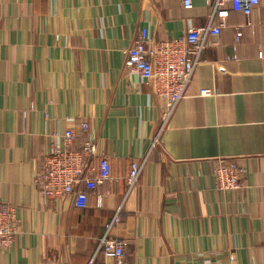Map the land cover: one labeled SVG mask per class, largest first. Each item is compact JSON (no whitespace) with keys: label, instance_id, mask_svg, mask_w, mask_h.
I'll return each instance as SVG.
<instances>
[{"label":"crops","instance_id":"1","mask_svg":"<svg viewBox=\"0 0 264 264\" xmlns=\"http://www.w3.org/2000/svg\"><path fill=\"white\" fill-rule=\"evenodd\" d=\"M212 2L0 0V204L20 218L0 264H120L99 247L117 213L110 234L125 241V264H264V0L251 16L212 21L222 30L164 127V100L125 66L142 28L183 37L210 22ZM67 129L75 146L94 137V175L101 156L111 161L113 178L85 207L37 183L54 133ZM222 160L242 169L241 189H215Z\"/></svg>","mask_w":264,"mask_h":264},{"label":"built area","instance_id":"2","mask_svg":"<svg viewBox=\"0 0 264 264\" xmlns=\"http://www.w3.org/2000/svg\"><path fill=\"white\" fill-rule=\"evenodd\" d=\"M259 4L260 0H213L211 19L206 26L190 27L183 37L171 40H156L149 36L145 28L140 30L126 52L125 66L128 72L137 73L141 79L150 82L155 95L164 100L161 127H164L177 105L186 97L192 75L208 47L209 36L219 35L222 30L223 23L216 26L212 21L218 16L226 18L230 10L251 16ZM192 6L193 0H184L185 8ZM201 94L212 95L214 91L204 88ZM81 128L85 132L90 130L87 122L82 123ZM160 132L157 133L154 143L159 139ZM53 136L58 140L50 143L49 151L44 156V170L36 177L40 192L44 197L55 199L74 194L76 206L85 207L88 192L113 178L111 161L107 156H101L98 173L94 175L96 167L92 160L98 154V146L93 136L89 135L80 146L74 145L76 134L72 129L58 131ZM141 169L142 163H132L127 175L129 190L138 182ZM213 174L217 190H239L244 186L242 169L234 160H222ZM117 221L118 213L100 238L99 247L106 257H114L120 264H125V241L110 234ZM19 232L17 206L11 203L0 204V252L9 251L13 247ZM230 259L234 261L235 255L230 253Z\"/></svg>","mask_w":264,"mask_h":264}]
</instances>
